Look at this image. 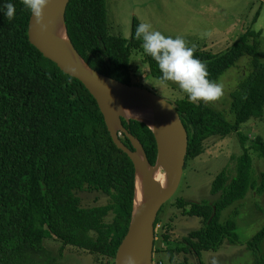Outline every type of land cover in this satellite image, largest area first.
<instances>
[{
  "label": "trees",
  "instance_id": "obj_1",
  "mask_svg": "<svg viewBox=\"0 0 264 264\" xmlns=\"http://www.w3.org/2000/svg\"><path fill=\"white\" fill-rule=\"evenodd\" d=\"M9 2L16 8L11 21L4 12ZM30 16L22 0H0V264H65L67 246L94 255L95 263L114 264L133 218L137 194L133 162L113 143L85 85L30 44ZM260 16L261 11L255 21ZM65 24L75 50L93 70L132 85L131 56L143 43L135 38L138 21L133 22L130 39H125L110 32L107 0H72ZM262 35L248 29L222 54L195 50L194 56L206 62L208 79L217 83L246 56L252 70L230 93L234 123L205 102L175 100L172 106L188 133L186 159L203 153L208 139L227 137L252 119H264ZM144 61L152 76L169 82L161 79L150 55ZM121 123L155 165L158 141L153 130L137 120L121 119ZM121 140L134 150L126 135L121 134ZM250 149L264 158V138L257 137L245 147L233 178L226 168L217 174L211 194L220 196L214 203L170 200L182 217L199 218L202 226L172 240L173 219L159 230L158 218L155 256L164 255L168 264H188L187 255L194 254L202 263L203 252L241 243L235 219L223 220V213L245 200L250 190L264 192V173L262 180L255 176ZM81 192L101 193L106 203L84 206ZM238 213L237 209L235 216ZM51 240L63 244L59 256L47 248ZM263 245L264 227L247 244L258 264H264Z\"/></svg>",
  "mask_w": 264,
  "mask_h": 264
},
{
  "label": "rangeland",
  "instance_id": "obj_2",
  "mask_svg": "<svg viewBox=\"0 0 264 264\" xmlns=\"http://www.w3.org/2000/svg\"><path fill=\"white\" fill-rule=\"evenodd\" d=\"M108 23L113 35L130 39L134 20L150 24V31H160L166 37H183L188 46L195 50L224 53L237 42L248 30L262 31L260 60L264 63V0H107ZM261 16L256 20L257 13ZM210 34V35H209ZM147 53L134 50L131 56L133 69L132 85L147 89L169 104L175 100L187 97L175 82H163L150 73L148 64L144 61ZM252 70L251 58L246 56L238 64L222 75L218 83L224 86V96L215 102H207L208 106L221 112L228 123H234L235 117L230 111V93L235 91L241 81ZM204 102V101H202ZM257 137L264 138V119H252L242 125L240 132L227 137H212L206 141L205 149L199 156L186 159L182 179L172 199H184L187 202L214 203L220 194H211V185L217 174L227 169L230 177L237 174L238 161L245 147H250ZM254 159V173L262 180L264 173V158L250 149ZM84 206L103 205L106 198L98 192H81ZM166 203L159 213V230L170 218L174 230L172 240L181 239L192 230L202 226V220L196 217H182L179 211ZM239 210L235 216V211ZM234 218L241 243L232 245L225 243L217 251L203 252L200 260L194 254L187 255L188 264H258L248 242L264 227V192L250 190L247 198L227 208L223 220ZM55 256H59L62 243L53 240L46 244ZM163 244L159 240V247ZM264 250V245H263ZM162 256V257H160ZM154 261L161 258L163 264H168L164 255H154ZM160 257V258H159ZM182 259V257H179ZM65 264H101L95 256L72 246H67L64 252Z\"/></svg>",
  "mask_w": 264,
  "mask_h": 264
},
{
  "label": "water",
  "instance_id": "obj_3",
  "mask_svg": "<svg viewBox=\"0 0 264 264\" xmlns=\"http://www.w3.org/2000/svg\"><path fill=\"white\" fill-rule=\"evenodd\" d=\"M71 1L50 0L43 14V22L48 25L46 31L40 29L37 20L31 13L28 26L29 42L45 58L54 62L66 75L78 79L85 85L97 102L113 143L123 150L133 162L135 184L139 178L142 180L143 192L137 211L138 216H135L134 204L132 222L117 250L114 264H124V259L128 255H133L137 264H154L156 224L162 207L172 199L182 179L187 158L188 133L179 115L168 101L147 89L124 84L104 76L93 70L79 54L78 59L70 58L58 48L50 45L49 26L53 21L60 20V18L65 21V15ZM114 107L134 109L135 111H153L162 118V121H166L170 136L169 141L172 145V152H168L170 154H168L169 165L167 169L161 171L158 168V159L155 165L150 162L144 146L123 128L121 119L124 118L116 119L115 122L112 121L111 109ZM137 121L145 123L144 121ZM147 125L150 127L149 124ZM151 130L153 129L151 128ZM120 134H124L130 139L134 150L124 145ZM154 134L158 141L157 134L155 132ZM135 143L142 146L145 157L138 153ZM161 174L162 176H160Z\"/></svg>",
  "mask_w": 264,
  "mask_h": 264
},
{
  "label": "clouds",
  "instance_id": "obj_4",
  "mask_svg": "<svg viewBox=\"0 0 264 264\" xmlns=\"http://www.w3.org/2000/svg\"><path fill=\"white\" fill-rule=\"evenodd\" d=\"M49 2L50 0H22L24 8L32 13L42 31L48 28L43 22V14ZM4 8L6 18L9 21L14 19L16 15L14 4L9 2ZM151 27L150 24L141 22L136 27L135 38L143 41L144 52L158 64L161 79L177 83L180 89L187 93L188 101L191 103L220 100L224 96V86L208 79L210 73L206 62L194 56L195 46L189 47L181 36L166 37L160 31H150ZM124 264H137L136 258L128 255L124 259Z\"/></svg>",
  "mask_w": 264,
  "mask_h": 264
},
{
  "label": "bare ground",
  "instance_id": "obj_5",
  "mask_svg": "<svg viewBox=\"0 0 264 264\" xmlns=\"http://www.w3.org/2000/svg\"><path fill=\"white\" fill-rule=\"evenodd\" d=\"M49 32V43L52 47L58 48L64 55L70 58L78 59V52L73 47L69 36L67 34V29L65 25V21L63 18L60 20H55L51 23L48 29ZM112 113V121L115 122L116 119L124 118L126 120H140L149 124L150 127L154 130V132L158 136V144H159V157H158V168L161 171H164L168 168L169 165V156L172 152V145L169 141V133L167 131L168 127L166 121H162L160 116L153 111L149 110H138L134 109H125L121 107H114L111 109ZM171 145V146H170ZM135 148H137L138 153L145 157V152L142 146L138 143H135ZM170 152V153H168ZM162 176V174L160 175ZM137 194H135V216H138L139 204L142 198V180L138 179L137 182ZM148 264V263H145Z\"/></svg>",
  "mask_w": 264,
  "mask_h": 264
},
{
  "label": "built area",
  "instance_id": "obj_6",
  "mask_svg": "<svg viewBox=\"0 0 264 264\" xmlns=\"http://www.w3.org/2000/svg\"><path fill=\"white\" fill-rule=\"evenodd\" d=\"M120 136H121V134H120Z\"/></svg>",
  "mask_w": 264,
  "mask_h": 264
}]
</instances>
